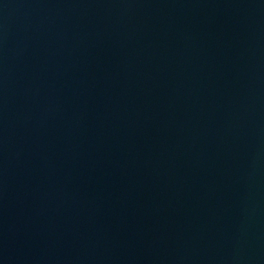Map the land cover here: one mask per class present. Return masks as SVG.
Returning a JSON list of instances; mask_svg holds the SVG:
<instances>
[{"label": "water", "instance_id": "95a60500", "mask_svg": "<svg viewBox=\"0 0 264 264\" xmlns=\"http://www.w3.org/2000/svg\"><path fill=\"white\" fill-rule=\"evenodd\" d=\"M0 264H264V0H0Z\"/></svg>", "mask_w": 264, "mask_h": 264}]
</instances>
